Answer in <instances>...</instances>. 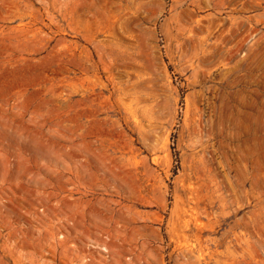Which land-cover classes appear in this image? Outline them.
Instances as JSON below:
<instances>
[{"label": "rangeland", "instance_id": "1", "mask_svg": "<svg viewBox=\"0 0 264 264\" xmlns=\"http://www.w3.org/2000/svg\"><path fill=\"white\" fill-rule=\"evenodd\" d=\"M0 264H264V0H0Z\"/></svg>", "mask_w": 264, "mask_h": 264}]
</instances>
